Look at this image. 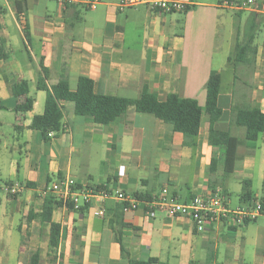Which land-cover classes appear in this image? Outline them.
I'll return each instance as SVG.
<instances>
[{
    "label": "crops",
    "instance_id": "0c3cea01",
    "mask_svg": "<svg viewBox=\"0 0 264 264\" xmlns=\"http://www.w3.org/2000/svg\"><path fill=\"white\" fill-rule=\"evenodd\" d=\"M118 1L101 0L95 10H87L62 8L51 0H0V36L10 54L0 62L4 108L0 133L5 127L12 130L9 140L0 137V167L7 162L5 151L17 154L18 160L13 157L6 163L12 176L3 181L23 186L17 196L0 192L14 207L0 224V264H128V256L165 264H264L262 218L243 225L223 221L197 232L187 218H168L157 209L150 214L143 206L123 211L113 200L105 203L103 218L93 216L87 207L74 211L60 202L51 215V222L59 227L57 247L49 248L50 224L42 221L41 213L45 198L52 195L44 190L66 178L81 187H106L148 199L159 198L166 189L169 197L185 203L196 195L219 193L230 208L247 204L240 195L242 182L248 181L250 202H264V135L238 147L233 172L224 176V150L209 145L206 115L198 135L189 139L132 108L110 125L98 126L90 118L76 116L71 103L60 102L63 131L49 138L29 128L33 117L44 111L38 94L29 96L34 100L30 112L13 111L16 99L11 86L26 81L30 92V84L41 76L40 62L48 70V89L66 70L71 91L79 77H86L93 81L96 94L136 99L146 85L160 102L176 94L199 106H204L205 86L215 71L221 77L222 109L215 128L244 139V128L231 124V112L257 108L264 114V16H251L260 10L234 11L239 22L236 27L228 23L225 34L218 12L230 9L218 7L222 0H187L193 8L171 14L144 7L118 13ZM47 2L55 4V11ZM257 2L264 8V0ZM243 13L249 16L241 27ZM254 25L258 26L254 63L229 64L236 40L246 38ZM224 41L232 50L225 66L233 70L225 81ZM19 42L28 61L36 62V70L16 57ZM38 93H44L45 102L46 93ZM212 159L217 160L213 173L208 171ZM92 162L98 168L95 175L90 173ZM118 238L128 256L122 254Z\"/></svg>",
    "mask_w": 264,
    "mask_h": 264
},
{
    "label": "trees",
    "instance_id": "16d2710c",
    "mask_svg": "<svg viewBox=\"0 0 264 264\" xmlns=\"http://www.w3.org/2000/svg\"><path fill=\"white\" fill-rule=\"evenodd\" d=\"M251 16L258 15L253 13ZM257 28L258 26L254 25V27L250 28V32L246 38L241 41L236 40L233 56L228 59L229 64L254 63L257 52V48L254 46ZM24 39L26 43L29 42V35L26 28H24ZM9 55L6 42L0 36V62L7 61L10 57ZM40 73L41 76L38 78L36 89L46 93L44 111L41 115L33 117L29 128L39 132L44 137H47L49 133H54V136L57 137L63 131V111L60 102L71 103L73 105V113L76 116L90 118L98 126L110 125L128 109L132 108L136 113L154 116L163 123L170 125L173 131L181 133L189 139H193L198 135L202 117L206 115L209 119L208 143L213 149L218 147L223 148V172L224 176H228L233 172L234 164L237 160L238 147L246 143H253L260 135H264V114L257 108L231 112V124L235 127H242L245 130L243 140L232 136L229 131H220L215 128L216 122L222 115V109L219 106L221 77L215 71L209 74L205 86L204 106H199L197 101L183 99L176 94H169L165 101L160 102L156 94L150 91L146 85L143 86L140 96L136 99L96 94L94 92L93 81L86 77H79L76 89L71 91L66 70L60 75L58 83L48 89L45 84L48 70L41 62ZM262 77L264 80V65ZM11 94L16 99V106L13 108L15 113H27L32 110L34 100L28 95L29 88L26 81L13 84L11 86ZM3 109V106L0 104V111ZM216 165L217 160L212 159L208 171L213 173ZM136 197L147 202L153 200L143 195H136ZM240 199L246 200V203H250V182H242ZM60 204L53 196H48L45 198L41 213L42 221L50 224L49 248L51 250L57 247L59 235V227L57 224L51 222V215L55 207H58ZM120 208L123 211L125 210L122 205H120ZM117 241L121 246L122 254L128 256L119 238ZM127 263L165 264L155 258L147 261H139L130 259L129 256Z\"/></svg>",
    "mask_w": 264,
    "mask_h": 264
},
{
    "label": "built area",
    "instance_id": "2783aa9c",
    "mask_svg": "<svg viewBox=\"0 0 264 264\" xmlns=\"http://www.w3.org/2000/svg\"><path fill=\"white\" fill-rule=\"evenodd\" d=\"M51 1L62 8L80 6L87 10H95L101 3V0ZM255 4L256 0H222L218 7L240 12L251 9ZM192 6L193 4L187 0H119L115 5V11L123 13L131 8L144 7L158 14H171L184 12ZM260 13L264 14V10ZM47 136L53 138L54 133H49ZM22 190L23 186L19 183L0 184V192L6 195L17 196ZM44 192L52 195L58 202L71 206L74 211L87 207L91 210L92 215L98 218L105 216V203L113 200L122 205L125 208L124 211H136L140 206H143L150 214L154 209H157L168 218H187L193 223L197 232L207 231L213 224L230 220L238 225H243L245 222L262 218L264 224V202L257 200L230 208L219 193L196 195L185 203L169 197L167 190L163 189L159 198L147 202L120 190L106 187H81L74 180L68 178L52 183Z\"/></svg>",
    "mask_w": 264,
    "mask_h": 264
},
{
    "label": "rangeland",
    "instance_id": "374dc122",
    "mask_svg": "<svg viewBox=\"0 0 264 264\" xmlns=\"http://www.w3.org/2000/svg\"><path fill=\"white\" fill-rule=\"evenodd\" d=\"M197 1H207V0H197ZM214 3L217 1V0H212ZM49 10H52L55 11V4L52 3V2H47L46 3ZM257 4V5H256ZM255 5H253L251 7V9H257V10H264V8L261 7V4L262 3H259L257 2ZM101 9V8H100ZM255 9V10H256ZM249 10V9H248ZM262 11H259V12H262ZM220 15L222 13V16H223V22H224V28L227 26V24H232L234 27H236L239 22V18L237 17L236 13H234V11L232 10H229V11H219L218 12ZM242 21L244 24H241V27H244V25H246V21H247V18L249 16V14L247 13H243L242 15ZM258 16H264V14L260 13L258 14ZM223 32L226 34V28L223 30ZM32 45V44H31ZM34 45H32L33 47ZM19 47H20V42H19ZM20 53L18 56L16 57H19V59L25 64V65H30L33 70H36V62L33 61L32 63H30L28 61V57H27V54L22 50V48L20 47ZM222 54L221 56L223 57V61H221L222 65L223 66V76H224V81L226 80V76L232 74V68L225 66V57L227 55H231V52L232 50H228V47L226 45V42L224 41L223 45H222ZM30 56H31V52H30ZM220 58V56H219ZM214 63H216V65H218V57L215 58L214 60ZM36 83L37 81L34 80L32 82V84H30V92H29V96H33L35 97L36 94H38V96L41 98V109L43 108L44 106V93H38V91L35 89V86H36ZM5 130H2V132L0 133V137H4V139L6 140H9L10 139V134H12V130L10 129H7L6 127L4 128ZM14 157V159L18 160V155L15 154L14 152H10V150H7L5 151V159H7V162L10 161V159H12ZM6 162V163H7ZM4 164L3 166V169H2V166L0 167V169H2V174L0 172V178L2 180H0V184H3V183H8V181H3L4 179H7V177H11V172H10V165L8 164ZM17 167V165H15V168ZM90 173H92L93 175L97 174L98 173V168L96 166H94L93 162H92V165H91V168H90ZM12 182H15L16 181H12ZM18 183V182H17ZM234 197V196H233ZM1 198V204H0V224L3 223V221L5 220L3 215L6 214L7 212L10 213L11 210L14 209L13 205L12 204H6V201L3 197H0ZM9 221V220H8ZM13 234H14V237L16 238V240H19V236H18V233L16 231H13Z\"/></svg>",
    "mask_w": 264,
    "mask_h": 264
}]
</instances>
